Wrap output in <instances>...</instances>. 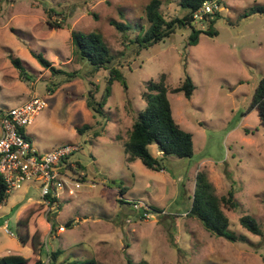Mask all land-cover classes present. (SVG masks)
Listing matches in <instances>:
<instances>
[{"label": "rangeland", "instance_id": "1", "mask_svg": "<svg viewBox=\"0 0 264 264\" xmlns=\"http://www.w3.org/2000/svg\"><path fill=\"white\" fill-rule=\"evenodd\" d=\"M150 1L0 0V111L34 96L45 99L47 107L25 128L27 137L42 154L80 145L78 156L86 174V182L73 195H61L52 220L37 204L41 199L37 183L6 196L0 204V256L9 252L33 256L31 243L23 246L16 236L18 219L32 210L30 232L38 231L51 251L60 252L59 264L93 258L99 264H127V257L149 264H264V127L258 111L250 110L264 77V15L244 17L264 0H223L225 7L214 12L221 16H213L215 35L202 33L193 45L192 31L181 28L138 54L130 41L141 28L147 30L145 10ZM162 1L167 19L182 16L179 0ZM113 22L130 30L121 33ZM197 28L204 31L207 23L203 20ZM74 30L101 34L114 66L125 77V85L114 81L111 86L105 106L110 121L98 138L91 131L80 134L77 127L105 121L87 107V100L95 87L96 100L101 99L109 73L96 72L74 53ZM38 53L61 73L40 64L34 57ZM14 58L22 61L27 79L21 77ZM162 74H167L176 122L193 135L194 156H164L154 144L151 154L164 170L153 171L141 160L129 163L121 143L137 113L146 108L145 83ZM187 76L196 86L191 99L172 93ZM202 172L208 173L219 197L234 192L239 206L225 207L224 212L230 230L247 236V243L217 237L188 215ZM135 203L141 210L133 208ZM146 207L153 215L143 216ZM246 214L257 220L263 235L241 226L240 217ZM51 223L64 230L51 234ZM46 253L41 257L48 261Z\"/></svg>", "mask_w": 264, "mask_h": 264}, {"label": "trees", "instance_id": "2", "mask_svg": "<svg viewBox=\"0 0 264 264\" xmlns=\"http://www.w3.org/2000/svg\"><path fill=\"white\" fill-rule=\"evenodd\" d=\"M217 1L220 6L225 7L223 0H179V5L183 10L181 17L174 19H167L161 12L163 4L162 0H151L146 7V18L149 23L147 30L142 29V32L133 40L130 45L136 53L148 49L173 35L177 29H190L192 34L190 36L191 44H197L200 34L215 35L213 31V16H221L220 13L204 15V22L207 23L206 30L197 28V23L194 19V14L203 7L206 2ZM254 15H264V5L255 4L245 12V18ZM117 30L124 33L130 30L128 25L124 23L113 22ZM57 28L62 29V24H57ZM72 43L75 48L74 53L80 60L85 61L96 72L107 71L109 77L107 78V87L100 100H96L98 88L89 91L87 100V107L98 117L105 119L99 126L83 125L78 126L77 131L80 134L91 131L94 138L102 135L103 131L110 121L108 112L105 106L111 96V86L114 81H119L125 85V77L123 73L114 66V56L108 48L104 38L101 34L96 32H81L72 31ZM34 57L44 67L52 70L54 73L60 74L53 67L42 53L35 54ZM15 67L20 71L22 78H28L26 69L19 58L12 59ZM71 76V75H69ZM72 77V76H71ZM196 86L191 77L187 76L182 84L172 89L173 94L182 93L186 99H191ZM169 87L167 85V74H162L158 80H149L145 83V88L142 93V98L146 102V108L137 113L134 118L131 129L128 133V138L122 141V148L128 157V162L133 163L136 160H141L145 167L153 171H163L164 167L161 161L154 158L150 151V146L156 144L162 151L164 156H175L178 158H192L194 156V139L193 135L184 129L176 122L172 104L169 99ZM251 109L258 111V116L261 125L264 127V77L260 80L258 87L255 90ZM247 134L250 133L246 130ZM82 150V149H81ZM77 169L74 173L81 178H85L86 174L83 173L84 166L82 165L79 156L75 160ZM70 169V166H67ZM83 173V175H82ZM124 195V190L119 192ZM6 198V197H5ZM0 199V204L5 200ZM39 207L44 209V206L37 203ZM130 204V203H128ZM239 203L235 199V194L232 190L228 191L227 195L219 197L216 193L214 184L210 181L207 172L199 173L197 176V184L194 192L192 207L188 215L197 219L207 230L212 232L215 236L224 238L231 243L249 241L245 235L238 236L230 230L231 222L224 212V208L228 207L230 210H237ZM60 209V205L57 210ZM155 212L160 213L158 209ZM31 210L28 215L20 217L16 225V236L19 242L26 246L29 243L32 245L33 256L25 258L15 253H10L5 256H0V264H59L60 252H54L49 249V244L41 237L38 231L33 234L30 232V223L33 217ZM49 218H53L49 216ZM48 218V220H49ZM52 220V219H51ZM241 226L248 232L254 235H263L259 223L255 218L250 215H243L239 220ZM59 229V228H57ZM56 226L51 223L50 233L56 232ZM48 248V250H46ZM45 251L46 259L41 257ZM62 264H99L96 259H88L83 262H67ZM127 264H149L146 260H141L135 263L131 257H127Z\"/></svg>", "mask_w": 264, "mask_h": 264}, {"label": "built area", "instance_id": "3", "mask_svg": "<svg viewBox=\"0 0 264 264\" xmlns=\"http://www.w3.org/2000/svg\"><path fill=\"white\" fill-rule=\"evenodd\" d=\"M219 7L217 1L206 2L194 14L195 21L201 23L204 15L213 14ZM46 107L45 99L34 96L24 104L0 111V199L26 184L37 183L41 195L38 203L44 206L49 217L58 209L64 192L73 195L74 190L80 189L86 181L73 171L77 169L75 160L82 149L80 145L67 144L42 154L27 137L25 128L34 124ZM88 184L94 185L89 181ZM140 207L139 203L133 204L135 210H141ZM145 210L144 217L153 215L149 207ZM58 230H64V227Z\"/></svg>", "mask_w": 264, "mask_h": 264}, {"label": "water", "instance_id": "4", "mask_svg": "<svg viewBox=\"0 0 264 264\" xmlns=\"http://www.w3.org/2000/svg\"><path fill=\"white\" fill-rule=\"evenodd\" d=\"M72 223H73V222H70V223L67 225V227H70V226L72 225Z\"/></svg>", "mask_w": 264, "mask_h": 264}, {"label": "crops", "instance_id": "5", "mask_svg": "<svg viewBox=\"0 0 264 264\" xmlns=\"http://www.w3.org/2000/svg\"><path fill=\"white\" fill-rule=\"evenodd\" d=\"M12 253V252H9V254ZM32 257V256H31ZM30 258V257H29Z\"/></svg>", "mask_w": 264, "mask_h": 264}]
</instances>
